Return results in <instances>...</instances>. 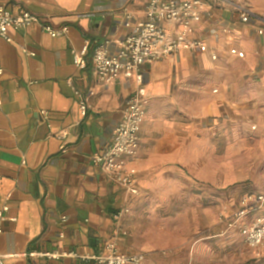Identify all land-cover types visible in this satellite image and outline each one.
<instances>
[{
	"label": "crops",
	"instance_id": "1",
	"mask_svg": "<svg viewBox=\"0 0 264 264\" xmlns=\"http://www.w3.org/2000/svg\"><path fill=\"white\" fill-rule=\"evenodd\" d=\"M149 1L0 0L14 13L29 10L67 28L57 37L39 25L11 30V42L0 37V209L9 207L0 253L6 264H93L91 257L103 254L114 239L124 253H145L138 250L132 222L141 189L154 177L165 178L168 170L193 165L201 128L215 130L233 120L250 121L253 129L264 125V35L231 7L206 0L192 35L208 50H183L143 69L149 103L140 133L139 194L105 176L92 156L112 143L137 83L134 78L105 82L96 77L93 51L133 32L146 19ZM237 1L264 15V0ZM127 14L133 17L131 27ZM164 25L173 32L174 25ZM85 46L88 65L80 69L73 50ZM233 48L244 57L232 54ZM109 49L116 52L118 45ZM76 91L89 98L85 115ZM41 110L49 112L47 121ZM63 130L66 139L60 137ZM244 194L225 196L220 207ZM122 208L129 212L118 222ZM231 232L243 241L240 233ZM263 249L250 250L260 257ZM33 251L69 254L32 258L28 254Z\"/></svg>",
	"mask_w": 264,
	"mask_h": 264
},
{
	"label": "built area",
	"instance_id": "2",
	"mask_svg": "<svg viewBox=\"0 0 264 264\" xmlns=\"http://www.w3.org/2000/svg\"><path fill=\"white\" fill-rule=\"evenodd\" d=\"M231 7L239 14L243 23L253 22L257 25L259 35H264V15L256 12L243 1L213 0ZM206 0H150L146 8V19L136 23L134 31L126 34L122 39L106 40L97 46L92 55L93 72L99 79L111 82L121 77L134 78L137 83L135 92L128 98L122 118L114 132L112 143L101 152H96L92 160L105 174V176L123 187L133 195L139 194L137 187L138 167L140 158V133L146 118L149 103L147 89L144 85L143 69L149 63L164 60L183 50H200L206 52L207 44L200 38L194 37L193 23L202 19V8ZM133 17L127 14L126 26L131 27ZM165 23L174 25L173 32L166 28ZM39 25L53 37L66 33V27H56L49 18H43L29 10L14 13L6 5L0 6V37L8 42L12 41L11 30H19ZM116 43L118 50L111 52L110 44ZM27 54H32L25 50ZM230 52L244 57V52L233 48ZM88 47L73 50L74 63L80 69L88 65ZM217 59V55H212ZM3 69L0 67V75ZM80 97V109L83 115L89 107V98ZM1 104V100H0ZM43 121H47L49 112L41 110ZM68 132L63 130L61 138L66 139ZM63 150L66 151L65 145ZM9 207L0 209V233L2 223L8 220L6 212ZM129 212L122 208L116 215L118 222L123 214ZM255 215L250 223L245 219ZM219 223L224 225L226 231H236L242 235L247 247L258 250L264 247V191L247 192L237 201L225 204L219 212ZM13 220H16L15 218ZM66 217H63V221ZM61 237L64 235L61 234ZM69 253L33 251L28 255L32 258L58 259ZM93 264H145L146 254L143 252L124 253L120 250L119 240L114 239L105 244L103 254L93 256ZM0 264L5 263V255L0 253ZM40 264V263H39Z\"/></svg>",
	"mask_w": 264,
	"mask_h": 264
},
{
	"label": "rangeland",
	"instance_id": "3",
	"mask_svg": "<svg viewBox=\"0 0 264 264\" xmlns=\"http://www.w3.org/2000/svg\"><path fill=\"white\" fill-rule=\"evenodd\" d=\"M252 125L201 128L193 165L141 189L132 222L145 264H264L218 218L225 196L264 190V125Z\"/></svg>",
	"mask_w": 264,
	"mask_h": 264
}]
</instances>
